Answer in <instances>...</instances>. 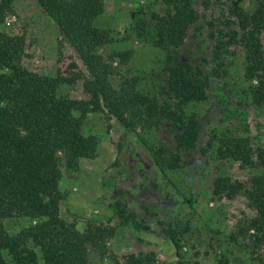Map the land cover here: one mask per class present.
<instances>
[{"label": "rangeland", "instance_id": "rangeland-1", "mask_svg": "<svg viewBox=\"0 0 264 264\" xmlns=\"http://www.w3.org/2000/svg\"><path fill=\"white\" fill-rule=\"evenodd\" d=\"M161 1L104 0V12L95 24L110 40L98 46V52L113 69L114 88L130 81L139 91L157 94L166 84V50L159 46L152 20L155 11L165 10ZM240 4L249 12L260 7L259 0H240ZM4 33L24 37L22 62L28 69L64 77L63 93L89 100L84 90L87 67L36 0H12L0 25V34ZM204 33L197 38L204 40L201 49L191 32L182 50L183 56L192 54L198 67L210 72L219 66L221 73L211 78L207 99L191 105L202 122L195 147L179 151L175 125L168 121L132 112L122 117L105 110L90 112L84 120V134L98 138L95 152L81 158L76 168L57 155L60 215L91 236L89 264H133L132 254L147 255L152 260L146 264H177L175 247L165 230L170 227L181 241L186 264H264V251L253 255L229 241L238 222L255 214L247 199L214 193L217 177L245 180L264 173V167L244 168L238 161L213 158L214 153L203 151L213 129H230L249 137L254 148L264 147V102L259 105L249 97L257 83L245 77L243 48L234 47L223 64L205 62L211 40ZM155 156L164 162L163 168ZM136 221L146 228L136 226ZM23 224L12 220L7 228L15 232ZM34 248L44 264L41 249ZM4 257V264H16L6 251Z\"/></svg>", "mask_w": 264, "mask_h": 264}, {"label": "trees", "instance_id": "trees-1", "mask_svg": "<svg viewBox=\"0 0 264 264\" xmlns=\"http://www.w3.org/2000/svg\"><path fill=\"white\" fill-rule=\"evenodd\" d=\"M36 1L87 67L84 90L89 100L63 93L64 77L28 69L22 62L23 36L0 34V264L5 263V251L16 264H40L34 246L41 249L44 264H89L91 236L60 215L58 153L68 167L76 168L81 158L95 152L98 138L84 134V120L90 112L105 110L122 117L132 112L168 121L175 125L179 151L195 147L202 122L191 105L207 99L211 78L221 73L219 66L210 72L198 67L190 53L183 56L191 32L200 49L204 40L197 38L205 30L208 33L204 34L211 43L205 62L223 64L234 47L243 48L245 77L257 83L249 97L260 105L264 102V0H259L260 7L253 12L246 11L240 0H162L165 10L162 14L155 11L152 20L159 46L166 50L163 63L167 81L157 94L139 91L130 81L120 89L112 85L113 69L98 52V46L110 37L95 24L104 12V0ZM11 3L0 0V25ZM139 15L133 14L137 19ZM203 151L214 153L213 158L238 161L244 168L264 167V147L254 148L249 137L230 129H213ZM154 158L163 168L164 162ZM214 193L247 199L255 214L238 222L229 241L248 248L253 255L264 251V173L245 180L219 176L214 181ZM12 220L26 224L10 232L7 224ZM136 226L146 228L138 221ZM165 230L175 247L177 264H186L177 234L172 227ZM130 258L133 264L152 260L144 254Z\"/></svg>", "mask_w": 264, "mask_h": 264}]
</instances>
